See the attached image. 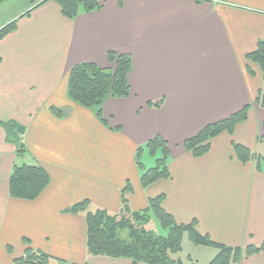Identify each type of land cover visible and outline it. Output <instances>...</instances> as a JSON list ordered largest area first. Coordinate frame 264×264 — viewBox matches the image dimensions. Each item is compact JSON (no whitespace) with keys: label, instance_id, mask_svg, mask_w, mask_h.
<instances>
[{"label":"crops","instance_id":"1","mask_svg":"<svg viewBox=\"0 0 264 264\" xmlns=\"http://www.w3.org/2000/svg\"><path fill=\"white\" fill-rule=\"evenodd\" d=\"M11 1L0 6V31L16 24L0 39V264L29 246L50 264H133L91 256L86 213L68 212L87 200L89 211L118 214L128 184L133 211L165 195L178 223L197 221L218 243L264 244V162L261 171L257 160L241 163L233 146L264 157V109L254 104L264 72L247 57L264 40V0H100L101 11L74 20L55 1ZM110 52L132 58L131 95L108 100L103 123L70 99L69 75L86 63L115 69ZM160 100L161 109L149 107ZM248 105V120L213 140L206 156L184 149ZM8 123L23 128L20 143L8 139ZM158 136L169 144L171 178L144 188L137 150ZM16 165L49 173L36 200L10 195ZM238 264H264V253Z\"/></svg>","mask_w":264,"mask_h":264},{"label":"trees","instance_id":"2","mask_svg":"<svg viewBox=\"0 0 264 264\" xmlns=\"http://www.w3.org/2000/svg\"><path fill=\"white\" fill-rule=\"evenodd\" d=\"M9 0H0V6ZM32 6L40 7L47 2L55 1L62 14L71 20L82 14L102 10L100 0H27ZM201 2V0H198ZM16 29V24H10L0 31V39ZM115 69H100L93 64L75 66L69 75L68 94L76 104L92 109L96 116L105 123L104 104L110 99H125L131 95L129 76L133 69L132 58L129 55H119L116 52L108 54ZM249 60L260 65L264 72V40L258 43L256 51L247 56ZM164 100L151 102L149 107L159 109ZM264 109V87L254 101ZM252 105L244 107L239 112L220 122L206 126L197 136L187 139L183 147L194 158L206 156L212 148V141L223 133L233 135L236 127L248 120ZM62 115L61 111H55ZM10 141L21 142L24 135L22 127L15 123L3 124ZM264 140V136H263ZM237 159L248 164L257 160L258 170L264 157H257L250 149L233 144ZM18 154L24 153V145H20ZM155 159V165L149 169L143 164L144 154ZM171 155L167 141L158 136L137 150L136 162L142 172L141 184L148 188L160 180H169ZM49 173L39 165L14 166L10 178V195L24 200H36L50 184ZM133 191L128 184L123 195V207L118 214L107 210L89 211L90 202L83 201L68 210L70 213H86L87 219V249L91 256L108 257L112 259H130L133 264H194L189 257L185 263L180 256L186 235L196 245L212 247L218 250L217 256L210 264H238L242 259L264 253V244L250 245L245 248L231 247L212 239L208 234L198 231L197 221L180 224L175 217L165 210V195L149 200L148 207L141 211H133L130 207L128 194ZM156 219L164 234L156 233L151 223ZM51 257L32 247H28L24 255L14 261V264H50ZM87 264V263H85Z\"/></svg>","mask_w":264,"mask_h":264},{"label":"rangeland","instance_id":"3","mask_svg":"<svg viewBox=\"0 0 264 264\" xmlns=\"http://www.w3.org/2000/svg\"><path fill=\"white\" fill-rule=\"evenodd\" d=\"M11 2H24L23 4L28 5L29 2L27 0H12ZM162 101V100H160ZM165 103V101H164ZM163 103V105H164ZM162 105V107H163ZM161 107V108H162ZM159 108V109H161ZM168 143V142H167ZM169 146V144H168ZM149 160L147 161L146 157L142 158L143 164H146L147 169L153 167L155 165V159H153L151 156H149ZM130 194H128L129 196ZM150 227L158 234H164V231L160 227V224L156 219L153 220ZM31 247V246H30ZM218 250L212 247H206L201 245L194 244L189 237L186 235V238H184L183 242V250L178 255L182 260H184L185 263H189L188 256L192 257V260L194 261V264H210L211 261L217 256ZM184 258H183V257Z\"/></svg>","mask_w":264,"mask_h":264}]
</instances>
